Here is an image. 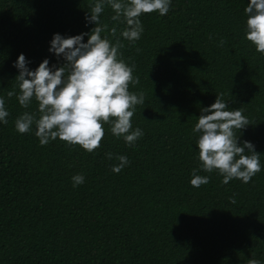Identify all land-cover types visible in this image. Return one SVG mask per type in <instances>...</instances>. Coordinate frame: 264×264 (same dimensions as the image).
Listing matches in <instances>:
<instances>
[{
  "label": "trees",
  "instance_id": "obj_1",
  "mask_svg": "<svg viewBox=\"0 0 264 264\" xmlns=\"http://www.w3.org/2000/svg\"><path fill=\"white\" fill-rule=\"evenodd\" d=\"M247 2L171 0L167 15H141L135 42L105 5L102 36L119 40V58L139 80L129 91L145 96L131 118L143 136L129 146L104 124L89 153L59 139L41 146L35 125L18 133L15 120L38 117V103L23 108L8 92L19 93V54L31 69L45 58L64 63L49 52L53 34L90 31L95 0H0V97L9 112L0 124V264H264V167L249 183L224 184L217 170L200 168L192 131L220 95L247 117L235 135L255 145L264 166V55L245 39ZM117 155L129 160L119 173ZM193 169L209 182L192 187ZM76 174L85 180L73 187Z\"/></svg>",
  "mask_w": 264,
  "mask_h": 264
},
{
  "label": "clouds",
  "instance_id": "obj_2",
  "mask_svg": "<svg viewBox=\"0 0 264 264\" xmlns=\"http://www.w3.org/2000/svg\"><path fill=\"white\" fill-rule=\"evenodd\" d=\"M105 5L112 9L113 21L123 17L126 27L120 35L135 42L144 32L141 15L158 12L165 16L171 0H95L90 14L85 15L86 25H95L90 31L68 36L53 34L49 52L62 57V65L50 66L49 59L45 58L38 67L31 69L25 54H19L13 64L18 69L15 79L19 93L10 91L8 96L15 94L23 108H28L34 98L39 116L25 111L17 117L14 126L18 133L24 134L35 125L34 134L41 146L59 139L94 152L104 137V124H109L112 135L123 138L129 146L143 136L141 128L133 129L131 118L136 105L145 102V96L142 91H129V83L135 85L139 80L133 77V66L119 58L118 50L122 46L119 40L112 43L107 36H102L105 26L101 25L100 16ZM244 12L247 16L245 39L264 55V0H248ZM111 31L115 35L116 29ZM8 116L5 100L0 97V124H7ZM248 125L242 111L230 108L220 95L213 103L202 107L192 129L198 137L200 168L207 173L217 170L224 184L233 179L249 183L264 166L255 145L248 140L239 143L235 135V130L241 132ZM106 155L113 158L110 152ZM115 159L118 161L112 166L115 173L129 164L125 155H117ZM84 180V175H74L73 187L83 184ZM208 182V176L198 175L197 169H193L192 187L199 188ZM248 264H260V261L250 259Z\"/></svg>",
  "mask_w": 264,
  "mask_h": 264
}]
</instances>
